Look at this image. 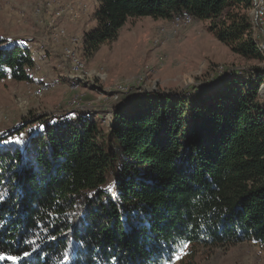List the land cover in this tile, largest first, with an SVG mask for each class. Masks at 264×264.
<instances>
[{
	"label": "trees",
	"instance_id": "trees-1",
	"mask_svg": "<svg viewBox=\"0 0 264 264\" xmlns=\"http://www.w3.org/2000/svg\"><path fill=\"white\" fill-rule=\"evenodd\" d=\"M96 2L87 55L128 18L175 15L209 21L231 52L264 59L252 0ZM33 66L27 47L0 38V81H28ZM17 133L0 136V264H169L185 244L264 249L257 83L228 81L207 97L141 95L115 105L106 126L82 117L26 141Z\"/></svg>",
	"mask_w": 264,
	"mask_h": 264
},
{
	"label": "rangeland",
	"instance_id": "rangeland-1",
	"mask_svg": "<svg viewBox=\"0 0 264 264\" xmlns=\"http://www.w3.org/2000/svg\"><path fill=\"white\" fill-rule=\"evenodd\" d=\"M262 2L252 0L251 21L253 7ZM96 6V0H0V38L27 47L34 60L28 81H0V136L18 129L12 138L26 141L45 125L82 117L106 126L113 107L128 98L155 93L207 97L225 91L228 81L257 83L264 103V59L231 52L216 40L209 21L191 18L174 26L175 15L128 18L114 41L87 55L84 34L96 26ZM259 23L252 24V36L264 55V28ZM69 51L83 63L82 70L73 72ZM37 84L48 89L34 94ZM169 264H264V249L251 242L185 244Z\"/></svg>",
	"mask_w": 264,
	"mask_h": 264
},
{
	"label": "bare ground",
	"instance_id": "bare-ground-1",
	"mask_svg": "<svg viewBox=\"0 0 264 264\" xmlns=\"http://www.w3.org/2000/svg\"><path fill=\"white\" fill-rule=\"evenodd\" d=\"M254 4H256V1L254 2ZM253 4V6H254ZM262 6H264V2H262ZM259 9V7H253V10H252V18H253V23L257 24L259 23L258 21V15H257V10ZM191 20V18L189 16H179V17H175L173 19V24L174 26H182L186 23H188L189 21ZM260 24V23H259ZM180 28V27H179ZM69 54H70V57L72 59V70L73 72H76L78 70H82L83 69V63L81 61H79L78 59H74L72 58V54L73 53H70L69 51ZM48 89V85L46 84H37V89L34 91V94H41L43 91L47 90ZM32 91V90H31Z\"/></svg>",
	"mask_w": 264,
	"mask_h": 264
},
{
	"label": "built area",
	"instance_id": "built-area-1",
	"mask_svg": "<svg viewBox=\"0 0 264 264\" xmlns=\"http://www.w3.org/2000/svg\"><path fill=\"white\" fill-rule=\"evenodd\" d=\"M257 15L259 16L260 23L264 28V6H260V3H259V12L257 13Z\"/></svg>",
	"mask_w": 264,
	"mask_h": 264
},
{
	"label": "snow or ice",
	"instance_id": "snow-or-ice-1",
	"mask_svg": "<svg viewBox=\"0 0 264 264\" xmlns=\"http://www.w3.org/2000/svg\"><path fill=\"white\" fill-rule=\"evenodd\" d=\"M7 142V141H6Z\"/></svg>",
	"mask_w": 264,
	"mask_h": 264
}]
</instances>
